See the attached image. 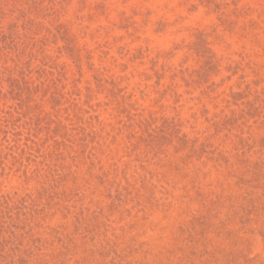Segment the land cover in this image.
Wrapping results in <instances>:
<instances>
[{
    "label": "rangeland",
    "instance_id": "obj_1",
    "mask_svg": "<svg viewBox=\"0 0 264 264\" xmlns=\"http://www.w3.org/2000/svg\"><path fill=\"white\" fill-rule=\"evenodd\" d=\"M0 264H264V0H0Z\"/></svg>",
    "mask_w": 264,
    "mask_h": 264
}]
</instances>
